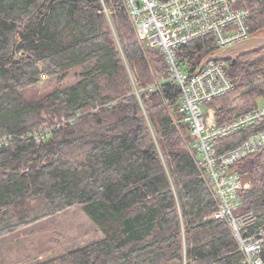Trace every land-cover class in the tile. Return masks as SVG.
Masks as SVG:
<instances>
[{
  "label": "trees",
  "instance_id": "trees-1",
  "mask_svg": "<svg viewBox=\"0 0 264 264\" xmlns=\"http://www.w3.org/2000/svg\"><path fill=\"white\" fill-rule=\"evenodd\" d=\"M236 6L249 9L252 36L264 30V0ZM219 52L213 35L176 48L189 72ZM225 60L234 89L208 103L220 122L264 100V48ZM80 65V80L47 90ZM169 73L125 0H0V135H12L0 147V247L79 205L103 237L32 264H249L228 219L212 218L218 203L179 111L180 85L159 79ZM59 122L41 142L29 134ZM231 169L252 182L240 191L241 211L256 216L246 237L264 224V145Z\"/></svg>",
  "mask_w": 264,
  "mask_h": 264
},
{
  "label": "built area",
  "instance_id": "built-area-1",
  "mask_svg": "<svg viewBox=\"0 0 264 264\" xmlns=\"http://www.w3.org/2000/svg\"><path fill=\"white\" fill-rule=\"evenodd\" d=\"M236 3L237 0H125L139 39L148 47H160L166 57L170 73L160 77V82L175 81L180 85L179 111L184 112L191 123L197 164L211 184L218 203L212 218L228 219L249 264H264L260 256L264 224L246 237L241 231L256 221L253 212L241 211L240 191L250 188L252 182L231 169L233 164L264 145V128L251 132L247 139L231 149L222 151L217 146L219 139L264 121V100L258 101L251 110L220 122L217 110L208 103L234 89L227 73V61L211 60L200 71L201 66L189 72L176 55L179 46L207 35L215 36L221 51L250 38V11L246 7H237ZM61 125L59 122L54 126H41L29 134L41 142ZM11 139L12 135H0V147Z\"/></svg>",
  "mask_w": 264,
  "mask_h": 264
},
{
  "label": "rangeland",
  "instance_id": "rangeland-1",
  "mask_svg": "<svg viewBox=\"0 0 264 264\" xmlns=\"http://www.w3.org/2000/svg\"><path fill=\"white\" fill-rule=\"evenodd\" d=\"M144 46L148 47L146 44ZM87 66L80 65L71 69L67 77L54 81L52 88L49 86L47 90L76 83ZM235 103L243 105L240 100ZM203 108L206 111V106ZM102 237L101 231L88 218L84 208L76 205L58 214L48 224L30 227L23 230L20 236L9 239L10 242H4L0 247V264H32Z\"/></svg>",
  "mask_w": 264,
  "mask_h": 264
},
{
  "label": "water",
  "instance_id": "water-1",
  "mask_svg": "<svg viewBox=\"0 0 264 264\" xmlns=\"http://www.w3.org/2000/svg\"><path fill=\"white\" fill-rule=\"evenodd\" d=\"M251 48H264V37L262 36H252L248 39H244L239 41L238 43L229 46L227 48H225L224 50H220V52L214 56V57H210L208 58V60H206L200 67L199 71L202 69L203 65H205L206 63H208L211 60H219V59H225L228 56L231 55H236L242 51L251 49ZM133 132H137V127L134 128Z\"/></svg>",
  "mask_w": 264,
  "mask_h": 264
},
{
  "label": "flooded vegetation",
  "instance_id": "flooded-vegetation-1",
  "mask_svg": "<svg viewBox=\"0 0 264 264\" xmlns=\"http://www.w3.org/2000/svg\"><path fill=\"white\" fill-rule=\"evenodd\" d=\"M256 36H262V37H264V30L261 31L260 33H258Z\"/></svg>",
  "mask_w": 264,
  "mask_h": 264
}]
</instances>
